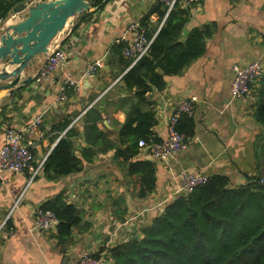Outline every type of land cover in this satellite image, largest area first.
Segmentation results:
<instances>
[{
	"label": "crops",
	"instance_id": "obj_1",
	"mask_svg": "<svg viewBox=\"0 0 264 264\" xmlns=\"http://www.w3.org/2000/svg\"><path fill=\"white\" fill-rule=\"evenodd\" d=\"M159 3L110 0L101 9L81 14L61 39L68 53L62 68L43 82L35 81L46 58L40 55L25 70L33 76L31 83L13 94L0 89V144L8 128L21 130L24 143H31L37 170L3 173L0 225L7 218L8 223L0 230V264H69L84 250L99 253L111 234L115 233L114 243L133 235L141 238V229L155 210L176 197L181 170L224 175L232 186L246 184L247 176L256 174L255 143L263 129L255 117L261 80L248 100L232 97L231 83L234 65L256 60L264 64V0H200L181 7L189 15L180 39L195 29L207 30L203 53L179 74L166 75V86L152 87L142 102L136 88L126 87L123 76L131 67L121 48L135 37L137 29L130 28L134 23L153 37L159 33L165 21L155 13ZM97 60L102 64L88 74ZM69 78L80 85L67 89L66 99L60 100ZM191 97L194 132L175 157L154 158L148 148L139 146L142 138L122 140L131 110L150 112L148 121L151 117L156 121L147 142L163 139L176 103ZM37 117L40 122L34 126ZM86 125L94 130L86 134ZM132 125L136 127L137 120ZM71 129L76 131L74 153L82 159V168L50 178L44 163ZM86 150L92 151L89 159L82 156ZM59 194L81 217L64 243L57 236L58 224L48 230L34 228L36 211Z\"/></svg>",
	"mask_w": 264,
	"mask_h": 264
},
{
	"label": "trees",
	"instance_id": "obj_2",
	"mask_svg": "<svg viewBox=\"0 0 264 264\" xmlns=\"http://www.w3.org/2000/svg\"><path fill=\"white\" fill-rule=\"evenodd\" d=\"M16 1L0 0V19H5L12 6L22 0ZM90 1L92 5L101 4V9L110 0L105 3L103 0ZM162 6L159 3L155 13L160 18L165 17V21L155 37L147 34L153 38L148 54L132 67L129 59L131 68L123 76L126 87L136 88L142 102L152 87L161 90L166 86V75L179 74L202 55L204 40L209 34L207 30L195 29L181 40L188 10L176 6L167 13L166 7L163 10ZM257 94L255 117L263 129L255 143L256 174L247 176L249 182L228 187L231 184L229 177L209 176L205 184L198 185L188 194L176 195L165 207L155 210L151 222L142 227L141 238L133 235L114 243L115 233L111 234L96 254L103 264H264V77ZM149 118L150 112L131 110L122 127V140H148L156 123L153 117L149 122ZM135 120L137 125L133 127ZM177 129L185 136L192 135V117L182 115ZM92 130V125H86V134ZM75 134L74 129L68 130L47 157L44 172L50 178L81 170L82 159L74 153ZM88 153L92 151L86 150L82 156L89 159ZM153 175L150 177L151 189L155 185ZM140 193L145 195L144 191ZM41 208L57 215L60 243L69 241L81 220L75 205L68 204L63 194H59Z\"/></svg>",
	"mask_w": 264,
	"mask_h": 264
},
{
	"label": "built area",
	"instance_id": "obj_3",
	"mask_svg": "<svg viewBox=\"0 0 264 264\" xmlns=\"http://www.w3.org/2000/svg\"><path fill=\"white\" fill-rule=\"evenodd\" d=\"M164 5L169 13L174 7H190L195 5L200 0H158ZM4 22L0 19V23ZM137 29L135 37L130 40L122 49V54L131 60V67L140 60L144 55L148 54L153 38H149L146 30L139 23H134L130 27ZM68 60V53L58 43L51 54L47 55L41 67L34 76L35 81L43 82L50 78L55 70L62 68ZM102 64L101 60H97L94 65L88 69V74H94L98 67ZM234 79L231 83L232 97L237 99L248 100L253 97V85L264 77V64L260 60H256L248 65L233 66ZM80 82L75 79H67L61 89L59 96L60 100L66 99L67 89L78 88ZM195 111V98L180 100L176 103L175 111L168 120L167 136L159 141L147 142L144 139L139 140V146L148 148L154 158H170L175 157L182 152L186 146V136L180 133L177 129V124L182 115L193 116ZM40 122V117H37L33 122L36 126ZM24 143L23 133L16 128H8L6 130L5 141L0 144V182H3L5 171L10 172H25L31 171L37 173L34 168V151L32 146ZM181 185L176 191V195L180 193L188 194L195 187L205 184L209 175L198 171L188 172L181 170L180 173ZM22 197V195L20 196ZM19 200L15 203L17 205ZM165 207V206H164ZM8 218L0 225V230L7 227ZM34 228L36 230H48L56 227L58 224L57 215L51 210H43L39 208L36 211ZM13 228L10 227V230ZM90 250H84L80 256L69 264H103L99 256Z\"/></svg>",
	"mask_w": 264,
	"mask_h": 264
},
{
	"label": "water",
	"instance_id": "obj_4",
	"mask_svg": "<svg viewBox=\"0 0 264 264\" xmlns=\"http://www.w3.org/2000/svg\"><path fill=\"white\" fill-rule=\"evenodd\" d=\"M107 2L103 0L102 3ZM90 0H22L0 25V89H23L33 76L25 70L34 58L49 55L77 17L96 11ZM228 187H232L229 184Z\"/></svg>",
	"mask_w": 264,
	"mask_h": 264
},
{
	"label": "rangeland",
	"instance_id": "obj_5",
	"mask_svg": "<svg viewBox=\"0 0 264 264\" xmlns=\"http://www.w3.org/2000/svg\"><path fill=\"white\" fill-rule=\"evenodd\" d=\"M3 20H5V19H3Z\"/></svg>",
	"mask_w": 264,
	"mask_h": 264
}]
</instances>
